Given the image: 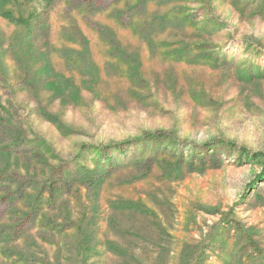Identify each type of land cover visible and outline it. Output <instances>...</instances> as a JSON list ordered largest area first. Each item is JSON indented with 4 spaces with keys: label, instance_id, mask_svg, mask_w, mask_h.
<instances>
[{
    "label": "rangeland",
    "instance_id": "obj_1",
    "mask_svg": "<svg viewBox=\"0 0 264 264\" xmlns=\"http://www.w3.org/2000/svg\"><path fill=\"white\" fill-rule=\"evenodd\" d=\"M263 155L264 0H0V264H264Z\"/></svg>",
    "mask_w": 264,
    "mask_h": 264
},
{
    "label": "trees",
    "instance_id": "obj_2",
    "mask_svg": "<svg viewBox=\"0 0 264 264\" xmlns=\"http://www.w3.org/2000/svg\"><path fill=\"white\" fill-rule=\"evenodd\" d=\"M130 146V145H129ZM120 148V151L121 152H125L126 151V148H123V147H119ZM246 156V155H245ZM249 156V155H248ZM254 156H256V155H254ZM263 159H262V164H263V166H264V155H263V157H262ZM253 159H255V157L253 158ZM252 160V159H251ZM264 178V177H263Z\"/></svg>",
    "mask_w": 264,
    "mask_h": 264
}]
</instances>
